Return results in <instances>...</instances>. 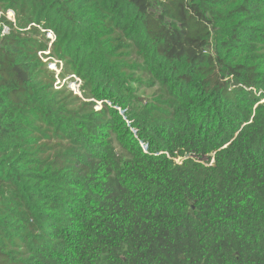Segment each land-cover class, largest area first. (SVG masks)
Returning <instances> with one entry per match:
<instances>
[{
	"label": "trees",
	"instance_id": "16d2710c",
	"mask_svg": "<svg viewBox=\"0 0 264 264\" xmlns=\"http://www.w3.org/2000/svg\"><path fill=\"white\" fill-rule=\"evenodd\" d=\"M262 100L264 0H0V264H264Z\"/></svg>",
	"mask_w": 264,
	"mask_h": 264
},
{
	"label": "rangeland",
	"instance_id": "374dc122",
	"mask_svg": "<svg viewBox=\"0 0 264 264\" xmlns=\"http://www.w3.org/2000/svg\"><path fill=\"white\" fill-rule=\"evenodd\" d=\"M6 17L8 20H13V13L7 12ZM5 31H7L6 28H4L3 32H5ZM46 40H47V42L49 41V43L47 44L48 49L44 54L49 56L48 60H49L50 64L48 67L52 72H54V76H55L54 87L56 89H59V88L63 87L64 85H66L68 87V89L74 95L78 96V98H80L84 102H92L94 104L95 111L100 110L103 107V103H106L108 106H111V103L106 101V100L98 101L94 98L85 97V95L80 91V88L82 86V81L77 76H75L73 74L68 75L66 77V75L64 74V71H63V62H61L57 58L50 57L51 46H52L51 43L54 41V37L50 33H48V34H46ZM130 58H132V60H134V61L130 60ZM124 59L127 60L126 67L128 70L126 72V75L129 78V80L135 81V80H138L140 78L142 80H146V79H144V76H143L144 74L141 73V71L139 69L140 68V61L137 59L136 56L132 55L130 57L129 55H125ZM133 86H135V88H137L134 90L135 96L140 97L142 100L150 102L151 105L159 106L158 102L161 100L162 97H161L160 93L156 92L157 89H148L147 86L144 88L143 84H138V83H134ZM261 103H264V100H262ZM118 113L121 114L122 113L121 110H118ZM126 124H127V122H126ZM140 147L144 148V144L140 143Z\"/></svg>",
	"mask_w": 264,
	"mask_h": 264
},
{
	"label": "water",
	"instance_id": "95a60500",
	"mask_svg": "<svg viewBox=\"0 0 264 264\" xmlns=\"http://www.w3.org/2000/svg\"><path fill=\"white\" fill-rule=\"evenodd\" d=\"M189 157H193V156L185 155V158H189Z\"/></svg>",
	"mask_w": 264,
	"mask_h": 264
},
{
	"label": "built area",
	"instance_id": "2783aa9c",
	"mask_svg": "<svg viewBox=\"0 0 264 264\" xmlns=\"http://www.w3.org/2000/svg\"><path fill=\"white\" fill-rule=\"evenodd\" d=\"M177 162H180V160L178 159V160H176Z\"/></svg>",
	"mask_w": 264,
	"mask_h": 264
}]
</instances>
